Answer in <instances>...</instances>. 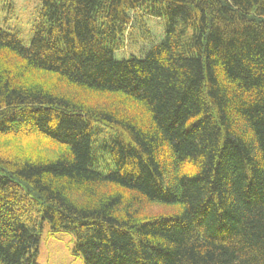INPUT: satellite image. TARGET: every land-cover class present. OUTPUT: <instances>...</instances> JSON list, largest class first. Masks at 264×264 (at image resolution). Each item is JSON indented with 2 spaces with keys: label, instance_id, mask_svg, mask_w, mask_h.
Masks as SVG:
<instances>
[{
  "label": "trees",
  "instance_id": "16d2710c",
  "mask_svg": "<svg viewBox=\"0 0 264 264\" xmlns=\"http://www.w3.org/2000/svg\"><path fill=\"white\" fill-rule=\"evenodd\" d=\"M134 13L162 38L117 59ZM45 223L83 264H264V0H40L28 44L0 27V264H39Z\"/></svg>",
  "mask_w": 264,
  "mask_h": 264
},
{
  "label": "rangeland",
  "instance_id": "374dc122",
  "mask_svg": "<svg viewBox=\"0 0 264 264\" xmlns=\"http://www.w3.org/2000/svg\"><path fill=\"white\" fill-rule=\"evenodd\" d=\"M40 0H0V27L15 32L28 44L31 29L38 19ZM161 19L134 13L123 47L115 53L117 59L130 56L142 57L144 51L163 35ZM52 147V146H47ZM106 170V169H105ZM104 170V171H105ZM154 212L159 207H152ZM44 224L38 246L39 264H83L81 256L73 254L74 237L68 231H55Z\"/></svg>",
  "mask_w": 264,
  "mask_h": 264
}]
</instances>
